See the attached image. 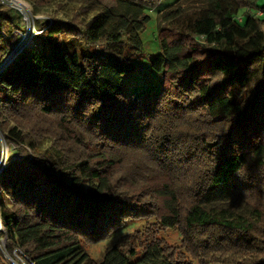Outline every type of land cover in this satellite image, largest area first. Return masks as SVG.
<instances>
[{
  "label": "trees",
  "instance_id": "16d2710c",
  "mask_svg": "<svg viewBox=\"0 0 264 264\" xmlns=\"http://www.w3.org/2000/svg\"><path fill=\"white\" fill-rule=\"evenodd\" d=\"M29 1L47 15L0 71V131L33 158L0 174V264H264V0L160 11L162 87L132 93L161 0ZM26 28L0 0V65Z\"/></svg>",
  "mask_w": 264,
  "mask_h": 264
},
{
  "label": "rangeland",
  "instance_id": "374dc122",
  "mask_svg": "<svg viewBox=\"0 0 264 264\" xmlns=\"http://www.w3.org/2000/svg\"><path fill=\"white\" fill-rule=\"evenodd\" d=\"M176 1L177 0H161L153 8L147 10V13L150 16V20L147 22L145 29L140 33L144 45V51L141 54L134 56L136 63L135 69L124 77V90L127 93H132L138 91L139 89L149 91L150 89L155 88L156 90H160V88L162 87V73L154 70L151 67V62L154 56H156L160 52V42L158 39V14L160 13V11L164 10L166 7L170 6ZM4 3L17 9L23 15V19L27 24V28L25 31H19L21 41L20 43L18 42L15 47L16 50L14 54H16L19 52L18 49H23L24 47L28 46L30 41H32V36L35 33L34 30L36 28L35 20L38 18L41 19L43 17H46L47 14L46 12H44V14H35L33 11V4L29 0H4ZM56 9L59 10L57 6H54L50 11H58ZM38 32L40 31H36V33ZM77 42L78 41L76 40L75 44ZM127 48L131 51L129 46H127ZM77 49L83 53L97 55L101 60H109L101 54L102 50L100 47L81 43L77 47ZM10 152L18 155V157L22 159L21 161L30 160L33 158V153L29 149L22 146H17L12 142L7 141L4 134L0 131V174L7 166L8 155H11ZM16 155L14 156V158H17ZM234 207L235 208L233 209V211H238L237 207ZM241 211L249 215V212L244 211V208H241ZM128 231L129 229L123 230V232ZM167 232V237L171 242H179V235L176 231H174L173 229H169ZM117 236L118 234H115L111 239L106 240L96 247L90 249L91 255L95 258H101L103 254L113 245V242L117 238ZM4 256L14 264H26L22 259V261L19 260V262L15 261L14 258L11 257L7 252L4 253Z\"/></svg>",
  "mask_w": 264,
  "mask_h": 264
},
{
  "label": "water",
  "instance_id": "95a60500",
  "mask_svg": "<svg viewBox=\"0 0 264 264\" xmlns=\"http://www.w3.org/2000/svg\"><path fill=\"white\" fill-rule=\"evenodd\" d=\"M22 49H18V51L20 52ZM18 52V53H19ZM15 53V50L12 51L8 56L7 58L3 61V63L0 65V71L3 70L16 56L18 53L14 54Z\"/></svg>",
  "mask_w": 264,
  "mask_h": 264
},
{
  "label": "built area",
  "instance_id": "2783aa9c",
  "mask_svg": "<svg viewBox=\"0 0 264 264\" xmlns=\"http://www.w3.org/2000/svg\"><path fill=\"white\" fill-rule=\"evenodd\" d=\"M2 1L4 2V0H2ZM16 156H17V158H18V159H17V158L15 157L17 160H22V159H20V158L18 157V155H16ZM0 227L2 228V224H1V222H0Z\"/></svg>",
  "mask_w": 264,
  "mask_h": 264
}]
</instances>
